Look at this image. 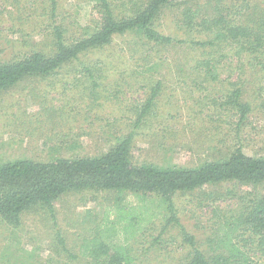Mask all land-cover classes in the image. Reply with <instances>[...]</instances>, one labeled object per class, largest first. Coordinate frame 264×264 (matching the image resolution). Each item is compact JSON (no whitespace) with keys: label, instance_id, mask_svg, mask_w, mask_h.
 <instances>
[{"label":"rangeland","instance_id":"374dc122","mask_svg":"<svg viewBox=\"0 0 264 264\" xmlns=\"http://www.w3.org/2000/svg\"><path fill=\"white\" fill-rule=\"evenodd\" d=\"M149 1L108 0L118 19L136 16ZM263 21L264 0H173L153 29L183 44L157 45L136 32L116 35L51 76L0 92V165L98 157L131 136L136 165L196 167L239 147L264 158V54L247 42L243 49L228 34L257 32ZM101 22L93 0H57L55 12L49 0H0V62L52 54L55 27L71 44ZM218 33L224 37L217 39ZM200 62L208 70L198 69ZM237 90L239 103L251 107L240 126ZM263 196L264 183L227 182L177 194L174 201L197 248L209 252L217 222L243 212L247 217ZM113 199L104 191L70 193L54 203V217L36 208L17 228L0 220V264H113L106 256L80 254L83 241L99 234ZM163 226L155 221L127 245L135 264L190 263L193 254L178 228L157 240ZM257 244L248 242L250 256L263 264Z\"/></svg>","mask_w":264,"mask_h":264},{"label":"trees","instance_id":"16d2710c","mask_svg":"<svg viewBox=\"0 0 264 264\" xmlns=\"http://www.w3.org/2000/svg\"><path fill=\"white\" fill-rule=\"evenodd\" d=\"M93 1L99 5L102 16L101 24L93 33L67 44L61 27H55L52 54L35 52L19 61L0 62V92L15 87L27 78L51 76L67 63L109 44L116 35L136 32L157 45L184 42L153 29V22L161 10L173 0H150L136 16L122 19L115 17L108 0ZM49 2L55 12L57 0ZM228 34L243 49H246L247 42L249 46L261 49L258 53L264 54V21L257 32L244 34L230 30ZM220 36L224 37L218 33L217 39ZM208 65L200 62L198 69L206 70ZM240 94V90L233 94L240 114L239 126L251 112L249 105L239 103ZM157 95L158 88L153 91L151 101ZM132 139V136L124 138L98 157L59 159L54 163H39L24 158L1 164L0 220L17 228L21 224V216L36 208L47 209L54 217V203L65 194L104 191L114 195L112 206L103 217L99 234L83 241L80 250L83 257L99 260L106 256L113 264H135L127 245L161 219L164 226L157 240L171 227L178 228L183 242L193 254L189 264H258L250 256L253 249L248 242L253 245L258 243L254 250L259 247L264 259V196L249 208L247 217L243 212L239 217L225 216L217 222L209 252L197 248L195 237L177 216L174 201L177 194L192 193L208 185L227 182L260 185L264 183V158L249 156L243 147H239L222 159L207 161L196 167L136 165L132 161ZM238 211H245L244 206ZM243 225L250 232L246 240L243 239L247 233Z\"/></svg>","mask_w":264,"mask_h":264}]
</instances>
